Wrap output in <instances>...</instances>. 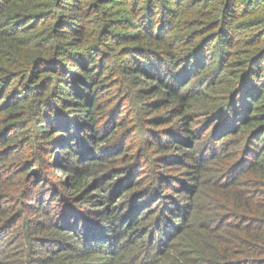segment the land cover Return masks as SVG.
<instances>
[{"label": "trees", "instance_id": "1", "mask_svg": "<svg viewBox=\"0 0 264 264\" xmlns=\"http://www.w3.org/2000/svg\"><path fill=\"white\" fill-rule=\"evenodd\" d=\"M0 264H264V0H0Z\"/></svg>", "mask_w": 264, "mask_h": 264}, {"label": "rangeland", "instance_id": "2", "mask_svg": "<svg viewBox=\"0 0 264 264\" xmlns=\"http://www.w3.org/2000/svg\"><path fill=\"white\" fill-rule=\"evenodd\" d=\"M58 147H60V146L58 145L55 148L57 149ZM169 168H171V167H169V166L166 167V169H167L166 173H168L170 175L169 178H174L176 176V174H177V171L176 172L175 171L172 172V169L169 170ZM57 175L58 176H63L61 173H58ZM172 182H174V184L176 183L175 180H172ZM172 182H171V184H172ZM168 184H170V183H168ZM175 185H177V184H175ZM69 194H71V193H69ZM135 198H136L135 193L132 192V193H129L127 195H123V197H121V198L120 197L119 198H116L114 201H112V205H113L114 202H117V204H119L120 207L122 205H124V204H127V206L130 207V205H132L134 203L133 200ZM75 210H76V213L77 212H78V214L80 213L76 219L77 220H80V219L82 220L83 217H86V216L87 217H90V215L94 212V210H97V208H93V207H89V206L80 204V205H77L76 206ZM98 210H100L101 212H103V209H98ZM86 220H88L89 222H91V218H87ZM80 225H82V224H80Z\"/></svg>", "mask_w": 264, "mask_h": 264}]
</instances>
